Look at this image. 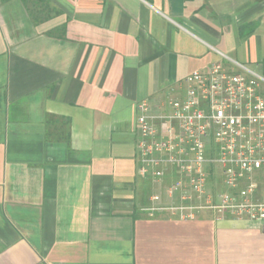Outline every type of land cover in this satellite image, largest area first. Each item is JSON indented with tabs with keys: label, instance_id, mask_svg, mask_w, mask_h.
<instances>
[{
	"label": "crops",
	"instance_id": "1",
	"mask_svg": "<svg viewBox=\"0 0 264 264\" xmlns=\"http://www.w3.org/2000/svg\"><path fill=\"white\" fill-rule=\"evenodd\" d=\"M211 47L264 75V0H0V264H264V221L145 211L180 175L138 174L137 103Z\"/></svg>",
	"mask_w": 264,
	"mask_h": 264
},
{
	"label": "built area",
	"instance_id": "2",
	"mask_svg": "<svg viewBox=\"0 0 264 264\" xmlns=\"http://www.w3.org/2000/svg\"><path fill=\"white\" fill-rule=\"evenodd\" d=\"M211 48L220 59L185 78L184 96L169 99L167 113L137 103L138 174L180 175L170 186L180 203L158 206L154 196L145 211L193 220L213 210L264 221V75ZM211 173L221 174L222 190L211 186Z\"/></svg>",
	"mask_w": 264,
	"mask_h": 264
},
{
	"label": "trees",
	"instance_id": "3",
	"mask_svg": "<svg viewBox=\"0 0 264 264\" xmlns=\"http://www.w3.org/2000/svg\"><path fill=\"white\" fill-rule=\"evenodd\" d=\"M24 1H26V0H24Z\"/></svg>",
	"mask_w": 264,
	"mask_h": 264
}]
</instances>
